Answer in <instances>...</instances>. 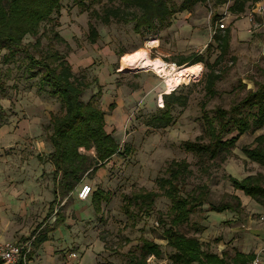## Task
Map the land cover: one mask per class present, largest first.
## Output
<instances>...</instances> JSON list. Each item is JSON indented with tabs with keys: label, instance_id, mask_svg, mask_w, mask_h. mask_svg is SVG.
<instances>
[{
	"label": "rangeland",
	"instance_id": "rangeland-1",
	"mask_svg": "<svg viewBox=\"0 0 264 264\" xmlns=\"http://www.w3.org/2000/svg\"><path fill=\"white\" fill-rule=\"evenodd\" d=\"M81 1L63 0L60 15H53L54 20L60 21L58 33L71 48L57 40L53 46L68 55L67 59L76 74H84L90 81L98 78L102 86L100 107L106 113V130L120 145V154L114 156L94 177H86L68 202L65 199L58 203L57 209L64 206L70 218L74 212L76 224L69 232L70 238L64 240L61 261L63 264L69 261L74 264H126V254L137 253L141 246L140 238L145 237L162 246L164 258L154 263L167 264L172 248L163 240L165 227L159 219L166 218L171 201L166 197L158 198L149 215L133 219L125 213L127 198L135 192L159 191L157 179L167 177L168 164L173 160H186L193 171L188 190L206 184L210 187L211 202L229 199L227 191L232 192L233 187L223 176L230 173L241 176L248 165L253 166L241 159L246 158L241 148L264 134V128L255 134L242 136L227 162L211 165L207 173L199 157L187 152L182 144L205 136L204 112L212 115L218 106L229 108L233 101L245 97L249 89L264 84V14L256 16L255 22L250 23L246 16L250 8L237 18L228 10L232 2L218 8L208 2L198 4L190 11L178 12L172 18V25L157 34L146 32L139 35L134 31V23L113 19L105 25L90 15L93 11L103 15L111 9L127 14L137 12L136 9L125 8L120 0ZM184 1L168 0L175 9ZM214 16L218 17L215 23ZM89 22L100 33L95 45L88 38ZM222 22L226 24L224 29L219 27ZM45 26L48 24L42 25L41 33ZM227 28L231 29L232 36L230 56L220 66L225 74L217 84V95L213 98L207 95L204 76L208 69L203 63L198 76V70L197 73L189 72L191 77L188 81L170 89L163 75L152 70H128L122 73L121 67L111 60L113 52L133 54L144 49L149 58L159 59L167 67L174 66L176 69L187 67V64L179 67L178 62L195 54H202L209 63H213L219 56L214 36L219 29ZM35 41L28 36L24 42L28 45ZM49 47V41L43 36L40 49L47 50ZM30 50L34 53L35 48L31 47ZM5 53L0 51V82L5 83V89L0 91V105L10 116V125L0 128V194L5 202L12 205L10 208L9 203H5L1 213H6V219L13 225L10 241L24 242L35 231L43 234L55 221L54 216L46 218L53 188L52 166L47 156L52 151L49 141L51 115H61L62 106L57 98L38 90L37 80L24 79L23 76L28 75L24 53L8 65L2 61ZM83 59L88 65L85 68L80 67ZM98 89L97 84L93 85L82 96L83 101L87 102ZM175 89L187 100L184 105L173 107L172 123L167 126L161 119L164 101L160 95L163 91L168 94ZM112 104H115L113 109L110 108ZM125 147L129 153L124 152ZM39 157L42 159L39 160ZM85 184L92 190L82 203L78 192ZM97 188L108 192L110 198L102 203V213L99 215L90 209ZM10 193L19 197L13 199ZM35 193L36 205L30 214L22 216L19 206L23 200L20 197L31 198ZM204 207L208 210V205ZM206 213L201 220V214L193 216L192 222H200L203 228L199 233L195 232L194 227L183 228L190 235L196 234L202 239L206 230ZM205 236L212 237V232L208 231ZM205 245L208 248L213 246ZM72 254H76V257H72ZM89 255L93 256V260L89 259Z\"/></svg>",
	"mask_w": 264,
	"mask_h": 264
},
{
	"label": "trees",
	"instance_id": "trees-1",
	"mask_svg": "<svg viewBox=\"0 0 264 264\" xmlns=\"http://www.w3.org/2000/svg\"><path fill=\"white\" fill-rule=\"evenodd\" d=\"M85 0H82L83 3ZM125 8L136 9L137 12L123 14L118 9L107 10L103 15L93 11L90 15L105 25L114 19L118 22L134 23V31L143 35L146 32L157 34L160 30L172 25V18L178 12L190 11L198 4L213 3L218 8L229 6V12L239 18L252 5L262 0H185L178 9L170 6L168 0H120ZM63 0H0V51H6L3 56L5 65L11 64L22 53L25 54L26 73L25 80H37L38 90L46 92L53 98H57L62 106L61 115H51V129L49 141L52 151L48 154V162L52 166L53 196L50 204L49 215L55 213L54 228L65 223L66 214L64 208L56 211L57 205L62 200L71 199L86 177H94L104 168L114 156L120 154V145L112 134L106 130V113L100 107L102 98V86L98 78L91 81L86 75H78L70 64L68 55H64L54 48V41L63 42L70 49V45L61 37L57 28L60 21L54 20L53 15L59 14ZM128 15L131 17L129 18ZM218 20L214 16V23ZM44 23V31L41 27ZM89 41L97 44L100 33L89 22ZM51 34V36H50ZM36 39L33 44H25L27 37ZM49 41V48L41 47L42 37ZM231 29H219L214 36V41L219 51V56L213 63H209L202 54L183 58L178 66H184L192 73L202 71L203 65L208 72L204 76L207 95L213 98L217 95V84L223 80L225 71H222V62L230 56ZM35 48L34 53L30 48ZM210 48V46H208ZM74 53V51H72ZM71 52V53H72ZM126 52H119V57ZM202 67V68H201ZM220 67V68H219ZM97 84L98 92L87 102L82 96ZM245 88V86H243ZM5 89V83L0 82V91ZM164 113L161 119L167 126L172 123L171 110L175 105L185 104L187 97L179 95L175 89L173 92L163 95ZM115 104L110 106L114 108ZM205 136L195 141L183 142V148L195 154L204 164L203 169L209 172L210 166H218L227 162L242 136L247 133L255 134L264 128V84H257L256 89H249L245 97L239 101H233L229 108L218 106L212 115H203ZM10 123V116L0 105V127ZM208 141H205V140ZM93 151V154L91 152ZM242 153L249 162L256 163L264 168V134H260L252 144L241 148ZM124 152L129 153L127 147ZM42 157H39L41 160ZM167 177L157 179L159 191L135 192L127 198L125 213L129 218L138 219L149 215L153 210L156 200L166 197L171 201L166 218H160L159 222L165 227L163 240L172 248V253L167 264H248L255 255H243L237 253L229 261L212 253L201 242L200 238L190 235L183 227H194L195 232L203 228L200 222L193 223L194 215L201 214L203 219L205 205L209 212L222 213L232 211L242 212L241 200L228 194V200L218 203L211 202L210 187L206 184L195 186L188 190L189 178L193 174L190 164L186 160L170 162L166 168ZM223 179L232 183L236 190L243 191L247 196L255 200L264 208V174L258 172L244 179H237L232 175H225ZM110 200L109 193L97 188L92 196V207L96 215L102 213V203ZM56 211V212H55ZM36 236L35 247L47 240L46 235ZM141 246L137 253L126 254V264H157L149 263L150 257L155 262L162 260V246L145 237L140 238Z\"/></svg>",
	"mask_w": 264,
	"mask_h": 264
},
{
	"label": "crops",
	"instance_id": "crops-1",
	"mask_svg": "<svg viewBox=\"0 0 264 264\" xmlns=\"http://www.w3.org/2000/svg\"><path fill=\"white\" fill-rule=\"evenodd\" d=\"M117 54H118L117 52L116 53L113 52V56H112L113 58L111 60L113 61L114 64H118L121 67V60L123 56L119 57ZM126 54L129 53L126 52L125 55ZM80 63H81L80 64L81 68H85L88 66L87 62L84 59L81 60ZM73 70L74 72L76 71L75 68ZM165 94L166 93L163 91L160 96L163 98V95ZM9 125L10 123L3 127L6 126L8 127ZM241 159H243V161H246L247 163H252L249 162L247 158L241 157ZM252 164L253 166L248 165L247 171L244 170V173H242L241 176H235L231 173L230 175L241 180L250 175H255L258 172L264 174V168L260 167L256 163H252ZM255 164L257 166H255ZM102 169L100 170L102 171ZM99 171L97 172V174L99 173ZM227 192L229 193V195L237 196L241 200L242 212L241 213H236L232 211H224L222 213L209 212L207 211V208L204 207V209L207 211L205 215L207 221L204 223L206 230L204 233V237L200 240L204 244L213 245L212 248L206 247L212 253L217 254L220 257H223V255H225L227 258H229V261L231 262V260L235 257L237 253H241L243 255H249V254L256 255L258 252L264 249V208L261 205H259L255 200H253L251 197L247 196L243 191L236 190L234 187L232 188V192L230 191ZM10 195H13L12 196L13 199L19 197L17 194L10 193ZM3 197L4 196L0 194V243L13 242L10 241V239H12L13 237L12 235L13 225L11 224V221L6 219V213L3 214L1 213L2 210L5 209V205H6L5 203H9L8 205L10 208L12 204L11 202H5V199H3ZM26 197L25 198L22 196L20 197V199L23 200L21 201V204L19 206L21 209L22 216L30 214L31 210H33V206L36 205V201H37L36 193L32 194L31 198L29 197L26 198ZM51 197L52 198L50 199V204L54 200L53 188H52ZM79 201L82 203L85 202L83 200H79ZM50 204H49V209H50ZM49 209L46 218L50 216H54L55 218V213L49 215ZM90 209L94 213L93 207L92 208L90 207ZM57 210L58 209L56 208V211ZM63 212L66 214L65 210H63ZM74 216L75 214L73 212V217ZM73 217L70 218L69 213H67L64 224L54 228V224H55L54 221L53 224L48 226L47 230L43 234H40V235H46L47 240L43 242L40 246L33 248L31 260L29 261L28 264H63L64 263L63 261H61V257L63 255L62 251H64V247H65L64 240L70 238L69 232L70 230H73V228L76 225L75 220H73ZM208 231L212 232V237L205 236ZM96 258H98V256ZM262 258L264 262V252L262 253ZM89 259L93 260V256L90 257L89 255ZM251 262H249L248 264H250ZM67 264H74V262L69 261L67 262Z\"/></svg>",
	"mask_w": 264,
	"mask_h": 264
},
{
	"label": "built area",
	"instance_id": "built-area-1",
	"mask_svg": "<svg viewBox=\"0 0 264 264\" xmlns=\"http://www.w3.org/2000/svg\"><path fill=\"white\" fill-rule=\"evenodd\" d=\"M264 14V0L251 6L249 13L246 15L250 23L255 22L256 16ZM219 27L224 29L226 27L225 22H222ZM92 188L89 185H83L78 192V198L80 200H87L91 193ZM36 236H33L24 242H5L0 243V264H28L31 258L33 248L35 245ZM264 249L258 252L250 264H264L262 253ZM72 257H76V254H72ZM153 261V262H151ZM155 258L150 257L149 263H154Z\"/></svg>",
	"mask_w": 264,
	"mask_h": 264
},
{
	"label": "bare ground",
	"instance_id": "bare-ground-1",
	"mask_svg": "<svg viewBox=\"0 0 264 264\" xmlns=\"http://www.w3.org/2000/svg\"><path fill=\"white\" fill-rule=\"evenodd\" d=\"M128 70H152L166 77L165 84L170 89L181 86L182 83L188 81L191 77L189 71L185 68L167 67L163 61L149 58L146 50H139L136 53L126 54L122 57L121 72Z\"/></svg>",
	"mask_w": 264,
	"mask_h": 264
}]
</instances>
